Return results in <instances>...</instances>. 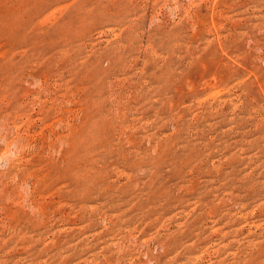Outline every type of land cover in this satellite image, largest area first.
<instances>
[{"label": "rangeland", "instance_id": "374dc122", "mask_svg": "<svg viewBox=\"0 0 264 264\" xmlns=\"http://www.w3.org/2000/svg\"><path fill=\"white\" fill-rule=\"evenodd\" d=\"M0 264H264V0H0Z\"/></svg>", "mask_w": 264, "mask_h": 264}]
</instances>
